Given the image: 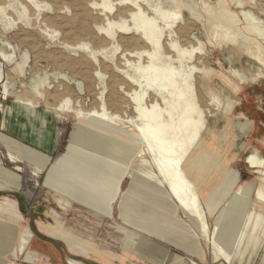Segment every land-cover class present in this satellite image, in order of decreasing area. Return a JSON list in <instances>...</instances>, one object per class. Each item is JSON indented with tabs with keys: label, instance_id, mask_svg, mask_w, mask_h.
<instances>
[{
	"label": "rangeland",
	"instance_id": "374dc122",
	"mask_svg": "<svg viewBox=\"0 0 264 264\" xmlns=\"http://www.w3.org/2000/svg\"><path fill=\"white\" fill-rule=\"evenodd\" d=\"M63 1L0 0V6L7 10V17L0 14V48L4 49L0 51V167L5 170V174L0 170V204L15 202L22 216L19 219L0 213V220L21 231L26 229L30 234L16 240L0 237V261L30 264L24 259L25 254L30 253L36 260L32 264H46L55 246L68 264L71 261L81 264H191L192 261L217 264L212 260L211 247L194 221L178 208L175 213L168 208L175 207L174 200L167 193H156L140 186L132 177V171L136 170L151 175L153 183L160 184L161 179L148 154L140 156L137 151L120 149L117 157L126 167L113 168V159L93 155L94 150L89 151L87 143L86 147L73 143L81 130L79 124L85 120L76 113L56 110L67 99L72 108L83 111L104 105L120 129L116 134L118 139L140 143L131 130L145 120L140 121L136 105L127 96L130 89L122 82L125 74H129L146 84L153 79L155 72L151 66L154 65L155 68L176 69L175 89L185 92L184 99L179 101L171 95L164 98L156 90L146 91L145 88L138 92L140 95L146 93L143 102L149 110L156 106L153 114L161 115L166 137L176 140L177 149L184 147L183 166L189 165L190 170L196 168L192 173L188 171L191 177L196 175L189 178L192 182L197 177L192 186L210 229L233 190L242 185L250 186L251 192L248 189L245 195L249 202L245 224L249 226L245 233L242 232L239 249L232 252V264H264V203L256 198L262 177L247 162L256 154L264 159V78L257 82L252 79L259 69L264 73V66L245 51L235 49L237 44L229 41L236 32L234 27L214 20V15L225 9L237 16L240 29L247 23L243 11L252 13L264 24V0H242L246 5L237 7L231 5V0H169L176 7L185 5L181 8L182 14L194 23L192 43L183 47L193 50L192 55L189 54L183 63L177 54L172 59L161 52V43L157 48L149 43L148 49L136 45L139 38L147 40L135 28L126 6H118L111 16L91 5L99 0ZM209 5L213 9L208 8ZM108 21L126 22L127 30L116 28L115 39L109 40L96 30L99 25L108 27ZM168 35L166 32L161 42L167 39L170 47L172 40ZM173 35L177 40L176 32ZM259 40L264 49V40ZM129 52L138 55L131 58ZM198 52L202 54L201 60L196 58L200 56ZM151 54L157 56L152 60ZM72 64L80 67L77 65L76 69ZM139 69L147 71L146 74ZM98 72L102 73L103 83ZM58 74L67 75L69 79H62ZM37 76H47L50 89L43 90V82L35 83ZM186 78L192 86L190 90L186 89ZM67 83L69 87L64 85ZM87 87L92 91L87 92ZM190 103L198 108L196 116L203 123L202 131L193 141L190 140L192 133L185 128L178 134L179 139L173 132L178 129ZM175 106H178L177 112L170 116ZM109 143L113 142L109 140ZM114 144L116 149L121 147L118 142ZM46 161V167L39 169ZM195 172L200 173L199 176ZM85 174L89 179H82ZM92 179L99 180L100 185L92 184ZM112 182L115 186L110 184ZM209 202L213 205L211 209ZM123 213L126 217H122ZM55 217L66 229H75L92 238L99 248L103 246L110 254L103 251L92 254L81 243L68 244L65 240L51 238L40 225L54 224ZM148 230L166 236L170 242L149 235ZM197 251H203L204 260Z\"/></svg>",
	"mask_w": 264,
	"mask_h": 264
},
{
	"label": "bare ground",
	"instance_id": "6f19581e",
	"mask_svg": "<svg viewBox=\"0 0 264 264\" xmlns=\"http://www.w3.org/2000/svg\"><path fill=\"white\" fill-rule=\"evenodd\" d=\"M59 1H61V0H59ZM93 1H95V0H93ZM70 2H71V0H70ZM76 3H77V1H76ZM79 3H81V2H79ZM66 4H67V2H66ZM91 5L95 8L101 9L103 14H107V15H111V16L118 6H126V8H128L127 9L128 13H129L128 15L132 18L131 21L134 24L135 28L138 30V32H141L146 37L147 41H144L141 38L136 40V38L134 37L136 40L135 44L136 45L141 44L143 46V49H148L150 46L149 43L154 45L156 48L161 43V50H160V48H159V50L161 52L165 53L166 55L171 56L172 59H175L176 58L175 54H177L178 56H180L179 61L181 63L186 61L185 59H187V56L189 54L192 55L193 50L188 51L187 49H183V47L185 45L192 43L191 36H192V30L194 27L193 21L186 19L185 16L182 14L181 8L183 6L185 7V5H183L181 7H179V6L176 7V4L169 2V0H115V1L114 0H99V2H92ZM231 5L237 7V6H244L246 4L242 0H231ZM192 6H194V5H192ZM79 7H81V6H79ZM76 8H78V7H76ZM88 8H90V7H88ZM208 8H212V7L209 5ZM73 9H75V8H73ZM212 9L210 11L211 13L213 12ZM76 10L78 11L79 9H76ZM82 10H84V9H82ZM207 10H209V9H207ZM6 11L7 10H5L4 8H2L0 6V14L2 16L7 17ZM78 12H80V11H78ZM86 12H88V11H86ZM74 13H76V12H74ZM80 13H79V15H80ZM122 13H124V12H121V14ZM242 14H243V18L247 22L243 29L238 28V24H237L238 18L235 14H232V12H230V10L227 11L224 9V10H222V12H217L215 15L214 14L213 15H214V20L219 19L220 22L222 24H224L226 27H232V28L234 27V31H236V32L233 36H231L229 38V41H231V43L237 44V47L235 49L237 51L238 50L242 51V52L245 51L247 54H249L251 57L255 58V60H257L258 62H260L264 66V53H263L264 49H263V44L259 40V38L264 40V24H263V22H261L258 18H256L250 12L243 11ZM119 16H121V15H119ZM81 17H83V15H81ZM73 19H71V21ZM114 19H117V18L115 17ZM73 21L71 23H73ZM80 21H79V24H81ZM88 21H89V18H88ZM104 22H105V20H104ZM84 24H85V22H84ZM88 24H90V23H88ZM126 24H127L126 22H123L122 24H119V23L116 24V23H112V22L108 21V24H107L108 27H105L103 25H99V26H97L96 30L98 29L99 32L102 35H104L107 39L113 40L116 37V30L115 29L119 28L122 31H126L127 30L125 27ZM80 26H82V25H80ZM74 28H75V26H74ZM166 32L169 34L168 36L172 40L169 43L170 47L168 46L169 41L167 39H165L163 42H161L163 36L166 35ZM175 32H176L177 40L179 43L177 42L175 36L173 35ZM89 33H87V35ZM250 36H256V38L255 37L251 38ZM239 37H241V38H239ZM119 38H120V35H119ZM131 39H130V41H131ZM105 42L107 43L108 41H105ZM126 42H128V41H126ZM130 44H132V43H130ZM123 47H125V46H123ZM126 48H128V46H126ZM115 49H117V48H115ZM137 49H139V48H137ZM0 51L3 52L4 49L0 48ZM160 51H158V52L160 53ZM123 52H125V51H123ZM135 55H138V53L134 54V52H129L128 56L132 58V57H135ZM199 55H200V53H199ZM201 55L196 57L197 60L202 59ZM155 56H157V54L156 55L151 54V56H149V57H151L153 60V58ZM235 56H236V54H235ZM59 57H61V56H59ZM93 57H95L96 61L98 62V58L95 55ZM49 58H50V56H49ZM57 60H55V61H57ZM60 60H63V59L60 58ZM78 61L81 62V60H78ZM66 64H67V62H66ZM79 64L81 66V63H79ZM77 65H75V66L73 65V66L76 67ZM57 66H59V65H57ZM76 69H77V67H76ZM151 69H153V71L155 73H154L153 79L147 81L146 84H144V81L137 80L129 74H125L124 82L121 81L122 83H124V85L127 86V88L130 89V91L128 90L129 93L127 94V96H129L131 101L136 105V112H138V114H139L140 121L145 120V123L137 125V129L131 130L132 136L139 139L140 143H138L134 140L129 141V139H127L128 141L126 139L123 141L118 139L116 134L118 133V131L120 129L117 127L115 121L109 117V115L107 114V112L105 110L104 105H102L98 109L92 108V109H89L88 111H83V110L72 108L70 100L67 99L60 106L56 107V110L65 111L68 113H76L79 118L85 120L84 122L82 121L81 124H79L81 130L77 132V135L73 139V143L76 145H80L82 147L87 146L89 151L94 150L93 155H95V156L106 155V157L113 159L112 166H111L113 168H115L116 166L121 168L122 165H124V167H126L125 162L124 163L120 162V160L117 157V153L120 151V149L137 151V153H139L140 156L148 154L152 158V161L154 163V167L156 169V175L158 177H160L161 182H160V184H154L152 181L151 175L140 172V171L133 170L132 171V177L137 182V184H140V186H143V187H146L152 191H155L156 193H162V192L167 193L176 203L175 207H171L168 205L169 206L168 208L171 211H173L174 213L177 211V208H178L187 217H190L191 220L194 221L200 235H202L204 238H206V242L211 247V256H212L213 262L217 263V264H232L233 259H234L233 258L234 256H232V252L233 251L236 252L239 249V245L242 244L241 241L243 240L242 239L243 236H241L242 232L245 233V230L248 229V226H249V225L245 224V220H246L245 217L247 216V202H248V200H245L246 199L245 195H246V193H249V191H250L249 188H251V187L248 185H242L240 187L238 186V188H235L233 190L230 199L227 198L228 201L225 200L227 202L226 207L222 210L221 213L219 212L220 214L218 216H216L215 222L210 229L208 222H207V217L201 208L200 200L197 198L198 195L195 193V191H194L195 189L192 186L193 185L192 182L195 181L197 179V177L194 180L192 179L193 180L192 182L190 181V178H189V176L191 177V175H189V172L192 173V171H195L196 168H195V170L191 169L192 170L191 171L188 167L189 165L183 166L182 159H183V156L185 154L184 147L182 149V147H179L180 146L179 145L178 146L179 148L177 149L176 148V140H169L166 137V126L161 123L162 122L161 121V118H162L161 115L153 114V110L156 106H152V109L149 110L145 106V103L143 102L144 98L146 97V93H144L143 95H140V93L138 92L139 91L138 89L142 90L145 88L146 91L156 90L161 96H163V97L165 96L164 98H167L166 95H171V96L178 97L179 101L184 99L185 92L183 90H178V89L176 90L175 89V86H176L175 85L176 83L174 81V75L176 74L175 68H170V69L158 68V67L155 68L153 65V66H151ZM82 70H84V69H82ZM141 71L144 74H146V72H147V71H143V70L139 69V72H141ZM85 72H87V71H85ZM159 72L162 73V76L158 75ZM101 74H100V72H98L100 80L103 83L104 78ZM60 75L58 74V76L62 79H69L67 77V75H62V76H60ZM75 75H76V73H75ZM98 75H96V76H98ZM72 77L74 78V76H72ZM262 78H264V73L260 69L257 71V75L254 74L252 76V79L256 80V82ZM91 79H92V77H91ZM122 79H123V77H122ZM197 79H199V78L197 77ZM83 80H85V79L83 78ZM184 80H185L184 83L186 85V89H188V90L192 89V86L187 81L188 79L186 78ZM54 81H56V80H54ZM89 81L90 80H88V81L86 80V82H89ZM42 82L44 84L43 90L46 91V89H50L51 84L49 83L47 76H45V77L37 76L36 77L35 83H42ZM197 83H199V81H197ZM93 84H95V83H93ZM64 85L68 86L69 84L67 83ZM78 86L81 88V83H79ZM199 86H200V84H199ZM134 88H136V89H134ZM35 89L36 88H34V90ZM56 89H60V88H56ZM173 89H175V90H173ZM88 91L91 92L92 89L89 90V88H88L87 92ZM115 92H117V91H115ZM48 93H49V91H48ZM90 95L92 96V94H90ZM109 96L107 98H109ZM47 98H48V96H47ZM60 99H62V98H60ZM50 100H52V99H50ZM123 100L125 101V99H123ZM56 103H57V101H56ZM35 104L38 105L39 103L36 102ZM108 104H110V102ZM54 106H52V108ZM98 106H96V107H98ZM177 107L176 106L174 107V110L172 113H170V116H173V114L175 112H177ZM83 109H85V108H83ZM120 109H121V107H120ZM197 110H198V108L194 107L193 104H191V103L187 104L186 115L184 117L182 116L183 118L181 120V123H180L178 129H173V132L175 135L180 134L182 132V129L185 128L186 131H189L192 133V135L190 136V140L193 141V139H195L199 136L203 123H202V120L196 116ZM124 111H126V110L124 109ZM199 113H201V112H199ZM179 136L180 135H178L177 138ZM80 140L83 141V143H81ZM109 140L113 143L110 144ZM115 142L116 143L118 142V144L121 145L122 148L119 147L116 149L115 144H114ZM85 143H87L86 146L84 145ZM110 148H113V149L110 150ZM198 148H200V146ZM103 149H105L106 151L103 152ZM199 151H200V149H199ZM37 155L42 157V154H37ZM259 156L260 155L256 154V157L249 158L247 160V162L251 166V168L254 169L256 171V173L262 177V179H261L262 184L260 185L259 189L256 192V198L264 203V161H263L264 159L262 160ZM192 158H190V159H192ZM46 163H47V161L43 165H41L39 167V169H41V170L44 169L46 167ZM126 164L128 165L127 167H129V162H126ZM189 164H190V162H189ZM0 170H2L1 172H3V174H5V170L2 167H0ZM197 171H198V168H197ZM196 173L197 172H195V174ZM198 174H200V173H197V175ZM195 176L192 175V177H195ZM81 177H83L82 179H84V180L89 179L87 174H85V176L82 175ZM91 182H92V184H94L96 186H99L101 183V182L99 183V180H96V179L95 180L92 179ZM110 184H114V183L112 182ZM227 185H231V184L228 183ZM114 186H115V184H114ZM227 187L230 188L229 186H227ZM248 189H249V191H248ZM228 193H231V192L229 191ZM223 195H221V196H223ZM61 201H63V200H61ZM213 201H215V200H213ZM216 202H218V201H216ZM219 203H220V201L218 202V204ZM59 204H63V203L60 202ZM209 204H210L209 208L211 209V207H213V205L210 202H209ZM248 204H249V202H248ZM63 205H61V206H63ZM216 205H217V203H216ZM126 209H127L126 212H129L130 209L128 208V206H126ZM0 213L1 214H8L10 216H17V218H19V219L22 218L21 214L15 208V202H9L8 205L0 204ZM54 213H53V215H54ZM125 215L126 214L123 213L122 217H124ZM251 215H252V213H251ZM58 220L59 219H57L54 224H51V223L50 224H41L40 227L43 231H45L49 235H51L55 238L61 239V240H65L69 244L72 243L73 241H75L76 243H81L83 245L90 246V241L87 238H84L85 244L83 243V241L81 242L82 233L80 234L75 229H71V230L66 229L64 227V224L59 222ZM248 222H249V220H248ZM254 226H255V224H254ZM144 231H146V230H143V232ZM147 232H149V235L154 236V237H156L162 241H165L167 243L170 242V240L166 236H163L160 233L151 232L150 230H148ZM263 235H264V230H263ZM26 236H30L29 232L26 229L21 231L20 229H17L16 227L11 226V225L3 222V220H0V237H5L7 239H13L14 238L16 240L17 237L23 238ZM197 253H198V251H197ZM198 254L201 255V258L203 260L205 259L203 256V251L202 252L200 251V253H198ZM24 259L27 263H30V264L35 263V261H36L35 258L30 253H26L24 256ZM221 261H223L224 263H222ZM70 263L71 264H81L78 261H71ZM0 264H5V262L0 261ZM175 264H178V263H175ZM191 264H199V263L192 261Z\"/></svg>",
	"mask_w": 264,
	"mask_h": 264
},
{
	"label": "crops",
	"instance_id": "0c3cea01",
	"mask_svg": "<svg viewBox=\"0 0 264 264\" xmlns=\"http://www.w3.org/2000/svg\"><path fill=\"white\" fill-rule=\"evenodd\" d=\"M110 198L111 197L109 196L106 199H108V201H109ZM103 214H105V213H103ZM51 238H53V236ZM81 238H82L83 243L85 242L84 238H87L90 241V246L82 244V247L84 246V248H87L89 250L88 252L93 254L95 252L96 253H101L103 251V253L110 254L103 246H102V248L101 247L99 248V246L93 242L92 238H89V237H87L84 234L81 235ZM61 242H63V241H61ZM64 242H66V241H64ZM66 243H68V242H66ZM51 253H52V256L47 257L48 262L46 264H68V263H65L63 258L59 255L58 247L56 248L55 246H53V251ZM105 258L106 257L104 256V259ZM108 260L111 261V257H109Z\"/></svg>",
	"mask_w": 264,
	"mask_h": 264
}]
</instances>
